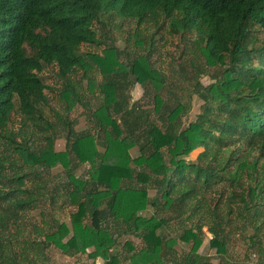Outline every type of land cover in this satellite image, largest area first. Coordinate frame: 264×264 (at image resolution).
<instances>
[{"label":"trees","instance_id":"trees-1","mask_svg":"<svg viewBox=\"0 0 264 264\" xmlns=\"http://www.w3.org/2000/svg\"><path fill=\"white\" fill-rule=\"evenodd\" d=\"M106 17L155 29L166 21L168 34L192 35L197 56L177 79L201 103L192 120L181 124L183 99L169 103L173 86L148 54L126 60L114 46L79 52L99 45L93 26H104ZM260 32L264 0H0V264H38L49 247L68 257L86 254L91 264H214L197 253L202 227L208 247L223 255L233 224L241 222L243 234L264 225ZM48 68L52 85L40 79ZM77 72L98 105L78 133L54 113L65 131L56 152L41 107L45 92L59 86L69 110L80 97ZM200 76L209 83L201 85ZM135 85L149 109L131 101ZM13 113L22 125L16 131ZM25 123L37 131L36 147ZM198 148L195 161L184 159ZM80 165L88 166L82 178L74 175ZM57 166L60 182L50 176ZM43 205L49 220L28 235L24 217ZM65 206L73 208L68 224L52 217ZM170 223L178 230L169 235ZM243 234L247 246L258 239ZM121 236L138 239L140 248L125 242L122 254H112ZM178 242L188 250L175 255Z\"/></svg>","mask_w":264,"mask_h":264},{"label":"rangeland","instance_id":"rangeland-1","mask_svg":"<svg viewBox=\"0 0 264 264\" xmlns=\"http://www.w3.org/2000/svg\"><path fill=\"white\" fill-rule=\"evenodd\" d=\"M114 18V17H113ZM105 18L103 20L104 26L99 24H94L93 29L97 33L99 45L91 46H80L79 52H92L100 54L101 50L107 46H114L120 51H124L126 54V60H130L134 56L148 54V59L153 68L160 70L167 83L173 86L172 96L169 103H173L176 99L182 100L185 105V112L180 118L181 124H186L192 120L199 112L200 101L194 96L187 93V84L183 81H178L180 75L190 71L189 62L192 57L197 55L193 51V38L192 35H170L166 27V21L164 26L157 29L149 25L135 26L134 22L128 19L116 20L115 18ZM136 35V37H134ZM257 46L264 47V33H255ZM137 41L139 43H137ZM121 62H126L124 56L120 59ZM202 64V63H201ZM210 72V71H209ZM53 72L48 68V70L43 71V76L40 78L44 84H53L55 81L52 76ZM211 74V73H210ZM93 76V73H89ZM94 77V76H93ZM95 79L98 80V76L95 74ZM74 83L78 86L80 97L79 100L72 105V107L67 110V102L60 97L59 86L55 87L51 91H46L47 102L41 107L42 118L50 124V130L47 129V133L50 131L54 137V150L56 152H61L64 149V127L62 123H59L54 117V113H57L62 119L64 118L70 123L72 130L76 133L83 132L88 129L87 124V114L88 109L93 110L97 107L99 98L97 94L92 95L86 91V81L81 79L80 73H76L73 76ZM200 84L205 86L209 83L207 76H200ZM189 95V96H188ZM131 101L140 100V105L143 108L149 109L151 104H149L148 98H146L142 89L135 85L130 91ZM15 103V102H14ZM83 105H86V108ZM25 128L27 133L31 134L30 141L35 144V147L40 144L39 139H36V130L33 126L25 123ZM41 125H43L41 123ZM21 120L18 115L14 113L11 115V128L16 131L21 129ZM44 126V125H43ZM45 127V126H44ZM97 149L101 151V148L97 146ZM202 151L201 148L193 150L188 156L184 157L187 161H195L197 155ZM130 157L135 158L138 154L135 149L129 151ZM88 166L80 165L74 170V175L76 177H84L86 175ZM50 176L53 178L54 182H60L63 180V170L57 166L50 171ZM42 204V203H40ZM39 209L42 211L39 214ZM39 209L30 211L26 213L24 217V222L27 225V234L32 226L43 225L41 220L47 222L49 220L48 216L43 215V211H46L44 205ZM73 211L72 207H62V209H56L52 217L60 222L68 224V214ZM241 222L233 224L227 233L225 238V253L223 255H218L215 250L208 247V240L210 239L209 234H207L205 227H202L201 232V245L197 251L198 254L204 256L210 260L212 263L223 262L224 264H237L239 262H246L248 264H256L258 260L264 261V225H260L254 231H246V237L252 236L253 234L258 235V239L252 244L247 246L246 241L242 240V234L240 227ZM182 224H179V230H181ZM170 234L177 229L174 223L169 224ZM178 230V229H177ZM243 234V235H245ZM245 237V238H246ZM128 242L133 248L139 249L141 242L130 236H121L117 240V246L111 251L112 254H122V245ZM188 246L179 243L174 247L175 255H179L182 252H186ZM89 252V250L87 251ZM40 257L42 260L38 264H91L85 255L77 256H64L59 251L49 247L46 249ZM94 264H102L101 260H95ZM120 264H127L126 262H121Z\"/></svg>","mask_w":264,"mask_h":264}]
</instances>
